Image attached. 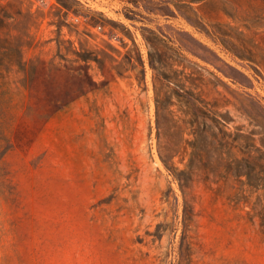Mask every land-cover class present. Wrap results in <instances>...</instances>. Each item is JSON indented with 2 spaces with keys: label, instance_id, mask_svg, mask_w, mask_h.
<instances>
[{
  "label": "rangeland",
  "instance_id": "374dc122",
  "mask_svg": "<svg viewBox=\"0 0 264 264\" xmlns=\"http://www.w3.org/2000/svg\"><path fill=\"white\" fill-rule=\"evenodd\" d=\"M0 19L30 75L0 102V264H264L244 184L201 175L185 196L159 154L184 109L163 74L218 84L196 63L229 85L210 94L218 113L264 143V0H0ZM145 29L166 40L157 71Z\"/></svg>",
  "mask_w": 264,
  "mask_h": 264
},
{
  "label": "trees",
  "instance_id": "16d2710c",
  "mask_svg": "<svg viewBox=\"0 0 264 264\" xmlns=\"http://www.w3.org/2000/svg\"><path fill=\"white\" fill-rule=\"evenodd\" d=\"M0 22H2L1 19ZM144 37L150 48L151 67L156 71L160 70L152 51L161 44L167 46L166 40L151 29L144 30ZM197 56L205 62L211 63L206 57ZM139 60L143 64L141 57ZM196 65L212 75L218 84L213 85V88L204 89L205 85L201 81H191L195 86L193 89H187L185 83L191 79L185 71H182V78L163 74L165 81L174 84L178 89L175 88L184 109H182L181 116H177L173 112L168 113L166 132H164L168 134V139L166 143L160 145L161 160L167 170L179 180L185 196L189 187L188 182H193L195 177L201 175L206 176L205 180H209V176L213 174L219 180L236 178L241 181L245 186L244 192L249 193L248 196H245V204L252 206L255 214L260 218V226L264 233V143L261 141V145L258 144L254 131H245L244 128L240 127L232 129L230 117L218 113L217 108L209 98L210 94L212 92L221 94L218 87L229 88V85L220 79L214 71L202 67L198 63ZM217 68L223 71L220 67ZM173 70L177 75H182L179 73L180 70L175 68V63ZM12 73H24L28 79L29 73L22 56L21 47L0 48V102L2 103L3 101L7 104L11 102L10 76ZM228 76L243 84L232 75ZM183 77L186 82L183 81ZM157 102V128L161 140L160 101ZM9 117L7 110L0 113V161L11 148L10 145L5 146L7 143L5 125L9 123ZM177 155L181 156V162H185L188 158L186 168L180 169L177 165L175 162ZM213 161L217 164L215 169L211 166ZM254 193H260L259 198L263 201L260 207L256 202L252 203L250 200V196ZM184 211L185 221H188V216L192 215V207L187 199L185 200Z\"/></svg>",
  "mask_w": 264,
  "mask_h": 264
}]
</instances>
